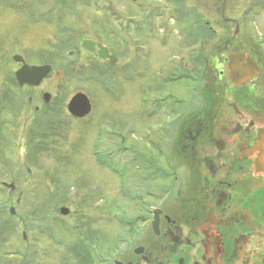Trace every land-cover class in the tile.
I'll list each match as a JSON object with an SVG mask.
<instances>
[{
  "label": "flooded vegetation",
  "instance_id": "1",
  "mask_svg": "<svg viewBox=\"0 0 264 264\" xmlns=\"http://www.w3.org/2000/svg\"><path fill=\"white\" fill-rule=\"evenodd\" d=\"M53 3L68 7L64 0ZM263 3L264 0H129L128 4L119 0L113 13L116 46L103 38L91 39L95 42L91 49H76L84 50L86 64H96L98 68L93 71L110 82L116 95L124 93L123 81L131 82L130 96L119 100V105L128 104L136 119L139 114L142 120H157L140 139L143 146L135 134L130 140L122 135L110 139L119 152L130 151V166L146 170V180L152 178L154 153L159 160L165 155L162 142L154 138L153 132H168L172 119V132H176L172 147L181 162L177 165L184 164L186 168L184 177L171 179L161 194L163 202L146 208L144 230L135 232L131 245L134 244L109 264H264V175L252 176L251 158L240 151L254 135L256 124L251 122L264 125V50L251 39L253 32L248 26L255 24ZM101 41L115 61L97 58L96 43ZM232 52L248 55L256 66V72L239 84L229 80L225 67ZM122 56L124 61L118 63ZM116 68L119 74L113 80L110 70ZM124 69H129L128 77ZM233 118L249 124L232 121L238 132L232 135L229 149L216 147L217 156L224 151L227 159L217 170L219 162L207 167L200 164L198 149H203L210 135L216 133L215 126ZM119 119L117 124H109L114 129L110 132L136 131V123L131 121L126 127L127 121L121 119L120 123ZM109 146V141L100 145L98 162L117 167L122 163L112 160L117 150L109 154ZM165 165L168 174L169 165ZM190 170L199 176L190 177ZM171 185L175 186L174 196H170ZM185 196L188 208L181 203V215L173 212ZM154 208H158L155 215L159 230H167L175 240L170 234L163 240L162 234L157 238L159 242L153 241L150 220ZM161 243L165 244L162 248L166 247L163 253L159 252Z\"/></svg>",
  "mask_w": 264,
  "mask_h": 264
},
{
  "label": "rangeland",
  "instance_id": "2",
  "mask_svg": "<svg viewBox=\"0 0 264 264\" xmlns=\"http://www.w3.org/2000/svg\"><path fill=\"white\" fill-rule=\"evenodd\" d=\"M53 1L0 3V264H109L131 245L134 230H140L143 207L160 204V193L173 177H184L186 168L177 165L171 118L168 132H153L165 155L159 160L154 153V170L148 180L146 170L130 166V151L119 152L110 141L117 137L109 134L114 130L109 124H117L118 118L127 121L126 127L131 121L136 123V131L128 134L137 135L141 146L149 133L146 130L157 123L142 120L139 114L137 120L128 104L119 105V100L130 96L129 80L123 81L124 93L117 97L89 77L98 67L86 64L84 50H74L82 37L105 38L116 46L112 12L119 0H106L110 9L102 6L105 0H89L87 6L84 0H64L72 7L63 9ZM123 2L129 4V0ZM254 25L255 36H263L264 5ZM259 41L264 50V36ZM11 52L21 53L27 62L48 63L49 73L38 85L18 87L13 83L17 65L10 60ZM123 61L119 57L118 63ZM123 71L128 77L129 69ZM110 73L116 80L119 68ZM77 90L87 94L91 104L83 118H74L65 109L68 97ZM43 91L50 93L46 102L41 98ZM103 129L107 131L100 145L109 141L111 148L106 152L116 149L112 160L122 163L114 173L109 165L96 163L91 153L98 151L97 137ZM121 134L127 137L126 132ZM163 161L169 165L164 176L159 173L166 166ZM118 178L125 179L119 183ZM174 185L170 196H174ZM147 192L152 196H145ZM60 206L67 207V213H60Z\"/></svg>",
  "mask_w": 264,
  "mask_h": 264
},
{
  "label": "water",
  "instance_id": "3",
  "mask_svg": "<svg viewBox=\"0 0 264 264\" xmlns=\"http://www.w3.org/2000/svg\"><path fill=\"white\" fill-rule=\"evenodd\" d=\"M83 44L86 45L85 41L83 42ZM98 54L103 57H109V58L112 57L107 53H105L103 48H100L98 50ZM48 69L49 66L47 64L30 65V64L22 63L21 66L15 71V78L19 84L21 83L34 84L37 83L42 76H44V74L47 72ZM255 69L256 68L253 65L252 61L251 60L248 61V59L243 58L240 54L232 53L229 55V61L227 63V74L229 79L233 81L234 84H239L244 82L246 79H249L250 75H252L255 72ZM67 106H68V110L72 114L80 116L88 111V100L83 93L76 92L70 97ZM233 120H237L239 121V123L249 124V122H242L238 118H233L229 120L228 123L224 122L221 125L215 126L214 132L216 133L210 135L209 141L206 144V146L203 149L201 148L203 152L201 149L200 150L198 149L199 156L197 158V161L200 162V164L207 167L211 164L219 162L218 165L216 166V170H217L218 166L227 159V152L224 151L221 154H219V156H217L216 147L217 148L222 147L223 149L226 148L227 150L229 149L231 139L235 135V132H238V129H236L238 127H236V125L232 123ZM251 124H256L254 126V130H255V132H253L254 135L249 136L248 142H246L244 145L240 147V151L244 155L249 156L251 158L252 165L250 167V171L252 176H259V174L264 175V125H261L255 121H252ZM232 144L233 145L236 144V139L235 142H233ZM209 155L212 157V159L207 157ZM195 176H199V175L196 172H194V170H190V177H195ZM187 196L190 197L191 195L187 194ZM187 196H185L179 202V205L176 207L175 210H173V212L181 215V211H179L181 203H184V206L188 208L187 204L189 202V199L187 198ZM59 211L61 213H65L67 212V208L60 207ZM150 230L152 232L151 234L153 241H158L157 238L162 234L165 236L162 237L163 240L167 239L166 234H170L171 236V233L168 232L167 230L165 231L163 230V232L159 230L156 222V217L154 220L151 221ZM171 238L172 240L176 239L174 236H171ZM164 245H165L164 243H161L159 248L160 253H163L165 251L166 247L162 248ZM136 250H139V248L136 247Z\"/></svg>",
  "mask_w": 264,
  "mask_h": 264
}]
</instances>
